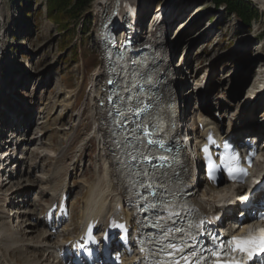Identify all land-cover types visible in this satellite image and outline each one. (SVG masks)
<instances>
[{"label":"rangeland","instance_id":"rangeland-1","mask_svg":"<svg viewBox=\"0 0 264 264\" xmlns=\"http://www.w3.org/2000/svg\"><path fill=\"white\" fill-rule=\"evenodd\" d=\"M164 1L149 0L144 13L149 16ZM247 1L259 11L251 29L245 28L235 14L227 13L225 7L216 9L213 0H176L171 5L170 16L164 20L170 30L168 42L173 49L172 59L175 58L173 68L181 75L178 105L181 114H186L188 119L209 109L214 119H218L227 130L248 122L252 115L245 110L252 101L258 99L259 102L263 97L264 38L260 39L259 33L264 29V11L255 0ZM46 2L0 0V47L4 48L5 56V63L0 61V89L3 92L0 102L3 105L6 102L5 107L9 105L10 109L15 107V98H6L7 91H14L20 105L26 108L23 114L28 112L26 118L20 117L24 124L20 128L15 117L11 130L8 127L7 131V126H10L7 125L8 119L4 127V132L9 135L14 132L21 135L17 153L26 156L20 167L24 170V179L25 175L34 177L35 174H28L29 163L43 157L41 153L45 151L50 155L44 158L41 174L45 175L54 165L63 162L59 172L62 179L60 185L75 158L79 156L82 160L78 168L70 173L71 183L74 181L77 185L71 194L72 219L68 223L73 225L80 212L83 182L97 179V173L104 170L99 140L97 142V138L93 137L85 141L92 133L89 95L101 57L93 29L94 0L81 14V20H71L70 31L61 30L47 16ZM25 6H28L27 11ZM75 28L79 31L77 29L76 32ZM76 51L79 56H76ZM184 58L191 62L190 67L183 63ZM261 101L259 105L264 99ZM263 117L262 109L256 110L253 115L256 120ZM7 118L11 116L7 115ZM73 124L79 125L77 129L73 127L76 130L72 128ZM69 138L72 142L68 149L71 148L62 160H55L52 154L59 155L58 152L66 148ZM84 141L86 144L82 147ZM20 175L18 171V177L12 181L14 187L23 183ZM27 182L33 183L24 181ZM6 189L9 188L5 187L4 191ZM37 195L41 199L38 201L40 211L45 196L38 193L36 183L25 186L24 193L17 199L34 201ZM13 224L18 228L29 227L26 218L16 217ZM36 226H32L34 235L39 231Z\"/></svg>","mask_w":264,"mask_h":264},{"label":"bare ground","instance_id":"bare-ground-1","mask_svg":"<svg viewBox=\"0 0 264 264\" xmlns=\"http://www.w3.org/2000/svg\"><path fill=\"white\" fill-rule=\"evenodd\" d=\"M174 1L176 0H165L161 5H158L156 10H154L151 13V18L158 13L162 12V14H166L168 10H171L173 8L171 5L174 4ZM257 3L260 4L262 10L264 11V0H255ZM149 0H94V10H95V17H94V33H95V41L98 44V47L100 48V51H102L101 46V39H102V32H101V23L102 21L108 16L111 11L115 9V6L118 3H121V7H125V5H130L137 3L141 6L140 13H144L146 6L148 4ZM167 10V11H166ZM141 14V15H142ZM147 18V17H145ZM169 25L168 22L163 23L162 27L160 28V37L159 34L153 33L151 37H158V39H161L163 47L166 48L167 54L172 59V52L173 49L170 47L168 42V32H169ZM182 31V30H181ZM3 61H2V60ZM5 60L4 56V48L0 47V61L2 63ZM106 79L105 76V67L104 63H102L100 66L97 67V69L94 72L93 76V85L91 88V93L89 95L90 101H91V110H90V116L92 120V133L88 137V140L90 141L93 137H96L97 142L99 140V151H100V160L103 159L104 161V154L108 152V149L105 146V134L102 130L101 126V117H100V111H99V102L100 97L102 95V87L103 83ZM2 89H0V98H2ZM75 94L72 95V98ZM78 97V96H77ZM70 98V97H69ZM262 96L260 97L259 102H262ZM1 101V100H0ZM16 101V100H15ZM75 102V101H74ZM73 102V103H74ZM258 99L255 101H252L250 103V107L248 110H245L250 112L252 115L249 120V124H246L244 122L243 125H236L235 127H232L231 130H228L225 132L226 136L228 137H238L243 132L251 133L252 135L260 136L261 138L264 137V128H262V124H264V120L261 122L256 121L255 118H253V115H255L256 110L262 109L264 111V101L261 105H259ZM13 102H11V105ZM15 107L11 108H2L3 104L0 102V134L4 135V126L10 125L8 127H11V125H14V120L16 119V123L18 122L19 128L20 125L23 124V119L26 118V114H23L25 112L26 108H23L22 105L18 104L17 101L15 102ZM244 105V104H243ZM9 106V105H8ZM244 111V110H243ZM211 114V110H203L199 114L198 121H201L204 124V129L201 131L202 136H205L210 129V127L214 128V132L218 135L224 134L222 132V128L220 124L216 123L214 117L211 119L214 120V122L209 121L208 115ZM243 114V112H242ZM7 115L11 116V118H7ZM83 115V112L80 114V116ZM20 117H23L21 120ZM183 124L186 123V120L188 119L186 117V114L183 115ZM7 119L9 120L7 123ZM188 121V120H187ZM7 123V125H6ZM256 123H260L261 125L256 126ZM79 125H72V128L75 127L77 129ZM71 128V129H72ZM74 129V128H73ZM74 129V130H76ZM11 130V129H10ZM13 134V133H12ZM6 136V134H5ZM12 136V135H11ZM4 137V136H3ZM21 135L19 132L17 134H13L12 138L8 141L9 148H12V145L18 144V139H20ZM72 139V136L70 137ZM69 138V142H67L66 148L64 150H61L59 155L57 153L52 154L54 156L55 160L63 159L65 157L66 152L71 148L68 149L69 145L71 144L72 140ZM28 141V139H26ZM71 141V142H70ZM84 142L82 147H84ZM30 142V141H28ZM7 143V142H6ZM26 144V143H25ZM73 144V143H72ZM6 146H3L1 149V152H4L3 155L4 159H0V163H3L5 160L7 161L10 159L8 158L10 152L7 150L9 148H5ZM28 148V147H27ZM30 148V147H29ZM28 148V149H29ZM23 150V149H22ZM81 150V149H80ZM81 153V152H80ZM78 154L81 156V154ZM44 155L43 157H37V159H34L29 163L28 167V174H35L34 177L29 178L28 175H25V179L23 177L22 167L25 155H22L20 158L22 160L17 159L14 160V162H17L16 171L18 173H21V182L17 185V187H14L13 185V178L12 175L14 173L13 169L10 168V178L6 183H2L0 181V264H62L58 256L54 253L52 255V260L48 261V258L45 256V254L49 251V249L52 248L55 244L59 243L61 240H66L69 238V233L72 231L76 232L83 220L87 218L90 214H95L96 216L100 217L101 220L104 218L108 220L111 216L116 214V212H119L118 214H121L123 211L125 212V209L122 206V203L124 202V199L122 196L119 195V193L116 191V185H115V172L112 168H109L106 170L104 168L103 173L100 172L97 173V179L92 180L91 182H83V192L80 196V205L83 209L80 210V213L78 215V218L76 219V223L73 227L72 225H66L63 230L61 231L63 238H58L61 234H55L47 229H40V227H37L39 231L37 234H32V226L33 225H39L41 224V216L38 215L39 213V205L38 201H41V199H38V195L36 199L34 198V201L30 200H24V199H17L18 196H20L22 193H24L25 186L31 185L33 186V183H36L38 185V193L41 195H44L45 197H50L49 201H46L45 205L50 204L53 200L60 197V194L62 191L70 192L76 187L73 183H71L70 176L72 171L76 170L78 168V164L82 162L81 159L78 157L75 158L74 163L71 165L69 172L66 173L67 167H66V177L64 179V182L60 185V169L62 167L63 162L54 165L53 169L50 172H47L44 174H41L43 168V162L44 158L48 155H50V152L45 151L44 153H41ZM41 155V156H42ZM19 157V156H18ZM17 158V157H16ZM193 163L198 167L199 161L194 160ZM13 165L15 163L10 162L9 165ZM105 165V164H104ZM70 167V166H69ZM97 172V171H96ZM1 173V172H0ZM68 174V175H67ZM1 176V174H0ZM27 176V177H26ZM18 177V176H17ZM25 180L33 181V183L27 182L24 183ZM2 183V185H1ZM8 187L9 189H6L4 191V188ZM27 188V187H26ZM209 192L208 194L212 195L213 197H226L229 192H234V188L229 183H221L217 186H209ZM2 190V191H1ZM237 192H240V188H237ZM14 196L16 197L15 200ZM77 198V197H76ZM74 203V202H73ZM74 214V213H73ZM20 217V218H26L29 222V227H20L17 228L14 227V218ZM23 223V222H22ZM51 252V250H50ZM133 262V260L130 261V263Z\"/></svg>","mask_w":264,"mask_h":264},{"label":"trees","instance_id":"trees-1","mask_svg":"<svg viewBox=\"0 0 264 264\" xmlns=\"http://www.w3.org/2000/svg\"><path fill=\"white\" fill-rule=\"evenodd\" d=\"M92 0H47L46 2V12L47 16L55 21L58 26L63 29V31H70L71 20L74 19L76 22L81 20V14L87 10ZM216 9L225 7L227 13L235 14L240 18L241 24L247 28L251 29L254 21L259 16L258 9L253 6L247 0H213ZM25 11L27 9L24 8ZM28 15L30 14L27 13ZM70 18H68V16ZM78 28H75L77 32ZM79 31V29H78ZM264 38V29L259 36ZM76 56H79V52L76 51Z\"/></svg>","mask_w":264,"mask_h":264},{"label":"snow or ice","instance_id":"snow-or-ice-1","mask_svg":"<svg viewBox=\"0 0 264 264\" xmlns=\"http://www.w3.org/2000/svg\"><path fill=\"white\" fill-rule=\"evenodd\" d=\"M146 135H149V134H146ZM148 143L152 144L154 143V141L148 140ZM160 147L163 148L164 145L161 144ZM203 150L205 151V153H208L207 146H205ZM159 159L162 161H166L167 157L164 155H161ZM221 160L224 162V167L227 169L230 177L235 178L237 175L241 173H243L244 175H247L245 170L238 166V160H239L238 156L234 155L231 157H221ZM233 161L236 162V165H237L236 167L232 166ZM145 175H147V173H145ZM148 187H151V185H148ZM152 194L155 195V193H152ZM151 207H155V205H151ZM170 207H171L170 205H166L164 210L169 211ZM120 227H122V225ZM163 239L165 240L168 239L167 235H165ZM227 246H228V253H225V255H229L230 258L235 262V264H243V260L237 261L235 255H231V254L237 253V254H241L242 256H247L250 258L256 252L264 253V228H258V229L249 228L248 231L243 236H233L227 242ZM223 247L225 246L221 245V248ZM167 248L174 250V251H179V252L184 251L182 247L177 248V246L172 243H169L167 245ZM171 254L172 253L169 252V255ZM212 255L219 256L220 253L212 252ZM185 260H187V257H185ZM197 264H199V260H197Z\"/></svg>","mask_w":264,"mask_h":264}]
</instances>
